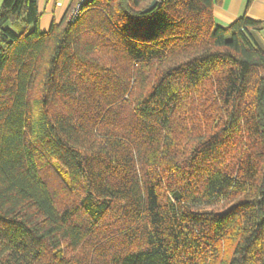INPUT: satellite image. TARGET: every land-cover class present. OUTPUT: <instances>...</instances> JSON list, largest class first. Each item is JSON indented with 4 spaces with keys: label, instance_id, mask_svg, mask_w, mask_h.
<instances>
[{
    "label": "trees",
    "instance_id": "obj_1",
    "mask_svg": "<svg viewBox=\"0 0 264 264\" xmlns=\"http://www.w3.org/2000/svg\"><path fill=\"white\" fill-rule=\"evenodd\" d=\"M0 8V264H264V21L222 0Z\"/></svg>",
    "mask_w": 264,
    "mask_h": 264
},
{
    "label": "crops",
    "instance_id": "obj_2",
    "mask_svg": "<svg viewBox=\"0 0 264 264\" xmlns=\"http://www.w3.org/2000/svg\"><path fill=\"white\" fill-rule=\"evenodd\" d=\"M245 3L246 0H222L215 6L214 14L216 24L222 28L230 27L243 13ZM63 14L64 9L60 11L59 21L62 19ZM248 15L256 21H264V0H255L248 11ZM53 20L55 18L52 19V22ZM257 38L264 47V30L257 32Z\"/></svg>",
    "mask_w": 264,
    "mask_h": 264
},
{
    "label": "rangeland",
    "instance_id": "obj_3",
    "mask_svg": "<svg viewBox=\"0 0 264 264\" xmlns=\"http://www.w3.org/2000/svg\"><path fill=\"white\" fill-rule=\"evenodd\" d=\"M37 1L39 4L40 12L42 14L40 27L43 32H47L50 28L52 19L55 18L56 21H59L58 19H59L60 11L64 9V14H65L71 0H37ZM57 1L61 2L62 6L56 5ZM2 3L3 0H0V8L2 6ZM76 6L70 11L68 18L70 17L72 12L76 9ZM64 14L62 15V17L64 16Z\"/></svg>",
    "mask_w": 264,
    "mask_h": 264
},
{
    "label": "built area",
    "instance_id": "obj_4",
    "mask_svg": "<svg viewBox=\"0 0 264 264\" xmlns=\"http://www.w3.org/2000/svg\"><path fill=\"white\" fill-rule=\"evenodd\" d=\"M92 1H94V0H80L79 3H78V5L76 6V9L70 15L69 21H75V20H77L78 17H79V14H80V12H81V10L83 8V5L86 4V3H90ZM56 5L62 6V3L59 2V1H57L56 2Z\"/></svg>",
    "mask_w": 264,
    "mask_h": 264
},
{
    "label": "water",
    "instance_id": "obj_5",
    "mask_svg": "<svg viewBox=\"0 0 264 264\" xmlns=\"http://www.w3.org/2000/svg\"><path fill=\"white\" fill-rule=\"evenodd\" d=\"M160 1L161 0H152L151 3L148 5V7L143 11V13H149V12H151L157 6V4Z\"/></svg>",
    "mask_w": 264,
    "mask_h": 264
}]
</instances>
